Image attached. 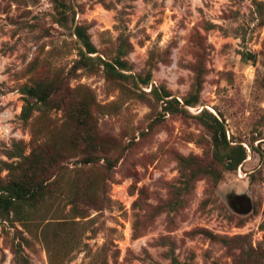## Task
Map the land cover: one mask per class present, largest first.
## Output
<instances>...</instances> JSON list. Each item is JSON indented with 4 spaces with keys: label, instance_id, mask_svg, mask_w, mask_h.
I'll use <instances>...</instances> for the list:
<instances>
[{
    "label": "rangeland",
    "instance_id": "1",
    "mask_svg": "<svg viewBox=\"0 0 264 264\" xmlns=\"http://www.w3.org/2000/svg\"><path fill=\"white\" fill-rule=\"evenodd\" d=\"M60 1L61 13L54 0H0V183L33 130L70 156L31 219H0V264H264V0ZM77 25L99 52L73 70ZM122 46L129 76L114 79L99 57ZM41 79L63 90L25 121L23 88ZM165 91L181 104L166 109ZM76 102L89 106L94 148L71 144ZM204 109L247 149L217 184L184 175L213 159ZM241 196L248 213L231 206Z\"/></svg>",
    "mask_w": 264,
    "mask_h": 264
},
{
    "label": "trees",
    "instance_id": "2",
    "mask_svg": "<svg viewBox=\"0 0 264 264\" xmlns=\"http://www.w3.org/2000/svg\"><path fill=\"white\" fill-rule=\"evenodd\" d=\"M56 8L61 13L65 3L54 0ZM59 21H62L60 19ZM74 34L82 45L81 57L73 66V70L88 67L89 61L93 59L90 54L99 52L97 46L92 41L87 28L77 25ZM127 53L123 46L120 47L117 55L112 61L99 57L105 67L107 75L114 79H124L129 75L123 70H127L128 63L124 56ZM145 84L150 83V77L142 80ZM62 82L55 80L41 79L32 85L23 88L25 94V104L22 110V119L29 120L33 113L41 110L42 106H48L55 96L63 90ZM153 92L159 93L158 88L154 87ZM161 100L167 103L166 109H172V105L179 106L181 102L177 98H170L171 92L165 91L159 95ZM199 103V97L184 99V105H195ZM68 121L76 122L79 126L77 139L71 141L72 146H78L77 142H88L89 148H94L93 136L88 129H83L88 124L90 116L89 106L86 102H76L71 104V108L66 111ZM200 118L209 128L212 134L213 159L210 163L202 164L197 160L193 168H183L184 175L188 176L189 181H193L199 175H209L214 184H217L223 177L225 170H236L247 158V149L240 143H233L227 136V128L223 120L213 114L208 109L201 112ZM32 147L30 154L26 155L23 147L10 150L8 156L11 159H18L12 162H4L8 170L6 178L0 183V219L11 220L13 218L20 221L31 219L33 211L37 206L44 204L47 194L51 193V185L57 182L58 173L65 168L70 156H64V149L50 139H42L40 132L32 131ZM187 161L189 159H186ZM95 160L91 154H87L81 163L92 164ZM239 200L231 201V206L239 213H248L253 209V203L247 196H241ZM73 209L76 213L85 215V212H77V200H72ZM28 263V260H25ZM174 264H195L181 262L174 259Z\"/></svg>",
    "mask_w": 264,
    "mask_h": 264
}]
</instances>
